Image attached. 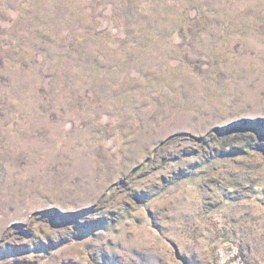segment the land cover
Instances as JSON below:
<instances>
[{"label": "rangeland", "instance_id": "374dc122", "mask_svg": "<svg viewBox=\"0 0 264 264\" xmlns=\"http://www.w3.org/2000/svg\"><path fill=\"white\" fill-rule=\"evenodd\" d=\"M0 264H264V0H0Z\"/></svg>", "mask_w": 264, "mask_h": 264}]
</instances>
